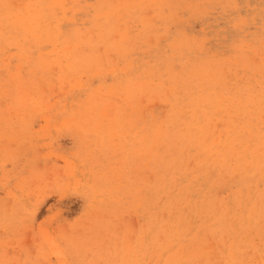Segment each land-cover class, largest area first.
Returning a JSON list of instances; mask_svg holds the SVG:
<instances>
[{
	"label": "rangeland",
	"instance_id": "374dc122",
	"mask_svg": "<svg viewBox=\"0 0 264 264\" xmlns=\"http://www.w3.org/2000/svg\"><path fill=\"white\" fill-rule=\"evenodd\" d=\"M263 104L264 0H0V264H264Z\"/></svg>",
	"mask_w": 264,
	"mask_h": 264
},
{
	"label": "bare ground",
	"instance_id": "6f19581e",
	"mask_svg": "<svg viewBox=\"0 0 264 264\" xmlns=\"http://www.w3.org/2000/svg\"><path fill=\"white\" fill-rule=\"evenodd\" d=\"M4 3H5V2H4ZM2 13H3V11H2ZM2 16H4V15H2ZM3 18H4V17H3ZM2 21H3V19H2ZM2 24H3V23H2ZM215 94H216V93H215ZM216 95H218V94H216ZM219 95H220V94H219ZM211 96H212V95H211ZM217 97H218V96H217ZM259 97H260V96H259ZM261 97H262V96H261ZM207 98H208V97H207ZM211 98H212V97H211ZM229 98H230V97H229ZM232 98H233V97H231V99H232ZM218 99H219V98H218ZM227 99H228V97H227ZM248 99H249V98H248ZM248 99H247V100H248ZM199 100H200V98H199ZM201 100H202V99H201ZM207 100H208V99H207ZM209 100H210V96H209ZM214 100H216V101H214V102H217V101H218L216 98H215ZM228 100H229V99H228ZM234 100H235V99L233 98V101H232L233 103L236 102V101H234ZM249 100H250V99H249ZM254 100H255V99H254ZM260 100H262V99H260ZM202 101H203V100H202ZM210 101H211V100H210ZM210 101H209V102H210ZM219 101H220V100H219ZM223 101H224V100H223ZM230 101H231V100H230ZM238 101H239V100H238ZM238 101H237V102H238ZM189 102H190V101H189ZM211 102H212V101H211ZM220 102H222V101H220ZM262 102H263V101H262ZM178 104H179V103H178ZM220 104H221V103H220ZM230 104H231V103H230ZM261 104H262V103H261ZM199 105H200V104H199ZM199 105H198V106H199ZM214 105H215V104H214ZM225 105H226V103H225ZM227 105H229V104H227ZM231 105H232V104H231ZM243 105H244V104H243ZM192 106H193V105H192ZM209 106H210V105H209ZM218 106H219V105H218ZM178 107H179V105H178ZM181 107H182V106H181ZM181 107H180V110H182ZM228 107H229V106H228ZM237 107H238V106H237ZM240 107H241V106H240ZM247 107H248V106H247ZM263 107H264V104H263ZM199 108H200V107H199ZM213 108H214V106H213ZM241 108H242V107H241ZM250 108H251V107H250ZM250 108H249V109H250ZM177 109H178V108H177ZM206 109H207V107H206ZM215 109H216V108H215ZM245 109H246V108H245ZM187 110H188V108H187ZM187 110H186V111H187ZM196 110H198V108H197ZM217 110H218V109H217ZM231 110H232V109H231ZM177 111H178V110H177ZM184 111H185V110H184ZM184 111H183V112H184ZM220 111H221V110H220ZM222 111H223V110H222ZM248 111H249V110H248ZM191 112H193V111H191ZM223 112H224V111H223ZM231 112H232V111H231ZM241 112H242V111H241ZM241 112H240V110H239V113H241ZM258 112H259V111H258ZM260 112H261V111H260ZM170 113H173V112H170ZM170 113H169V115H170ZM201 113H203V111H202ZM204 113H205V112H204ZM218 113H219V112H218ZM232 113H233V115L235 114L234 112H232ZM262 113H264V111H262ZM214 114H215V113H214ZM229 114H230V112H229ZM236 114H237V113H236ZM246 114H247V113H246ZM182 115H183V114H182ZM204 115H205V114H204ZM244 115H245V114H244ZM184 116H185V115H184ZM184 116H183V117H184ZM235 116H236V115H235ZM237 116H238V115H237ZM237 116H236V117H237ZM240 116H241V115H240ZM179 117H180V116H179ZM214 117H215V116H213V118H214ZM227 117H228V116H227ZM236 117H235V118H236ZM260 117H261V116H260ZM196 118H197V117H196ZM235 118L232 117V119H235ZM244 118H245V117H244ZM157 119H158V118H157ZM182 119H183V118H182ZM194 119H195V118H194ZM161 120H162V119H161ZM206 120H207V119H206ZM213 120H215V118L212 119V121H213ZM237 120H238V119H237ZM233 121H234V120H233ZM151 122H152V121H151ZM202 122H203V121H202ZM205 122H206V121H204L203 124L201 123L202 126H203L204 124H206ZM208 122L210 123L211 121H208ZM208 122H207V126H208V124H209ZM183 123H184V122H183ZM211 123H212V122H211ZM214 123H215V122L213 121V124H214ZM240 123H241V122H240ZM258 124H259V123H258ZM179 125H180V124H179ZM240 125H241V124H240ZM195 126H197V125H195ZM195 126H194V127H195ZM200 126H201V125H200ZM205 126H206V125H205ZM205 126H204V127H205ZM207 126H206V128H207ZM209 126H210V125H209ZM232 126H233V125H232ZM232 126H231V127H232ZM162 127H163V126H162ZM162 127H161V128H162ZM197 127H198V126H197ZM197 127H196V128H197ZM215 127H216V126H215ZM236 127H237V126H236ZM188 128H189V127H188ZM198 128H199V127H198ZM201 128H202V127H200V129H201ZM210 128H212V126H211ZM244 128H246V127H244ZM162 129H163V128H162ZM173 129H174V128H173ZM182 129H183V128H182ZM184 129H187V128H184ZM202 129H203V128H202ZM235 129H236V128H235ZM237 129H238V127H237ZM165 130H166V129H165ZM165 130H164V131H165ZM213 130H214V129H213ZM216 130H217V127H216ZM230 130H231V129H230ZM230 130H228V131L230 132ZM171 131H172V130H171ZM189 131H190V130H189ZM189 131H188V133H189ZM197 131H199V129H198ZM197 131H196V132H197ZM208 131H209V129H208ZM214 131H215V130H214ZM231 131H232V130H231ZM246 131H247V130H246ZM168 132H169V131H168ZM181 132H182V131H181ZM191 132H193V130H191ZM201 132H203V130H202ZM204 132H205V131H204ZM211 132H212V131H211ZM232 132H233V131H232ZM236 132H237V130H236ZM244 132H245V131H244ZM193 133H195V132H193ZM197 133L199 134L200 132H197ZM209 133H210V131H209ZM212 133H213V132H212ZM215 133L217 134V131H216ZM215 133H214V135H215ZM224 133H225V132H224ZM247 133H248V132H247ZM247 133H246V134H247ZM253 133H254V132H253ZM253 133H252V134H253ZM263 133H264V131H263ZM198 134H197V135H198ZM206 134H207V133H206ZM219 134H220V133H219ZM230 134H231V133H230ZM234 134H235V133H234ZM234 134H233V135H234ZM242 134H243V133H242ZM252 134H251V135H252ZM181 135H182V134H181ZM189 135H190V134H189ZM189 135H188V136H189ZM202 135H203V133H202ZM204 135H205V133H204ZM207 135H208V134H207ZM226 135H227V133H226ZM231 135H232V134H231ZM240 135H241V134H240ZM244 135H245V134H244ZM261 135H262V134H261ZM209 136L212 137V134L209 135ZM209 136H208V137H209ZM228 136H229V135H228ZM234 136H235V135H234ZM234 136H233V137H234ZM236 136H238L237 133H236ZM184 137H185V136H184ZM199 137H200V136H199ZM203 137H204V136H203ZM226 137H227V136H226ZM229 137H230V136H229ZM256 137H257V136H256ZM256 137H255V138H256ZM154 138H155V137H154ZM154 138H153V139H154ZM187 138H188V137H187ZM189 138L192 139L191 137H189ZM206 138H207V136H206ZM214 138H215V137H214ZM234 138H235V137H234ZM234 138L231 137L230 139L236 141V140H238L237 138H239V137H237L236 140H235ZM247 138H249V137H247ZM258 138H259V137H258ZM159 139H160V138H159ZM184 139H186V137H185ZM251 139H253V138H251ZM260 139H261V138H260ZM260 139H258V140H260ZM154 140H156V139H154ZM181 140H182V139H181ZM187 140H188V139H187ZM194 140H195V139H194ZM196 140H197V138H196ZM205 140H207V139H205ZM232 140H230V141H232ZM256 140H257V139H256ZM191 141H192V140H191ZM198 141H199V140H198ZM239 141H241V140L239 139ZM260 141H261V140H260ZM158 142H159V140H158ZM192 142H193V141H192ZM192 142H191V143H192ZM194 142H195V141H194ZM199 142H201V141H199ZM206 142H207V141H206ZM206 142L204 141V143H206ZM241 142H242V141H241ZM154 143H155V142H154ZM156 143H157V142H156ZM162 143H163V142H162ZM180 143H181V142H180ZM186 143H187V142H186ZM188 143H189V142H188ZM222 143H223V142H222ZM225 143H228V142H225ZM225 143H224V144H225ZM257 143H258V142H257ZM262 143H264V140H263ZM184 144H185V143H184ZM196 144H197V143H196ZM214 144H216V142H215ZM230 144H231V143H230ZM163 145H164V144H163ZM192 145H193V144H191L190 146H192ZM197 145H198V144H197ZM197 145L194 144L195 147H196ZM208 145H209V144H208ZM216 145H217V144H216ZM218 145H220V144H218ZM221 145H222V144H221ZM240 145H241V144H240ZM242 145H243V144H242ZM246 145H247V144H246ZM154 146H155V145H154ZM182 146H183V145H182ZM187 146H188V145H187ZM231 146H232V145H231ZM178 147H179V146H178ZM180 147H181V146H180ZM188 147H189V146H188ZM198 147H199V146H198ZM200 147H201V145H200ZM218 147H219V146H218ZM223 147H224V146H223ZM226 147H227V146H226ZM232 147H234V146H232ZM162 148H163V146H162ZM173 148H175V146H174ZM182 148H183V147H182ZM182 148H181V149H182ZM184 148H185V147H184ZM184 148H183V149H184ZM189 148H190V147H189ZM193 148H194V147H193ZM209 148H210V147H209ZM236 148H237V147H236ZM236 148H235V149H236ZM242 148L244 149V147H242ZM150 149H151V148H150ZM150 149H149V150H150ZM159 149H160V148H159ZM159 149H158V150H159ZM183 149H182V150H183ZM221 149H222V151H223V148H221ZM262 149H264V148H262ZM262 149H261V150H262ZM208 150H209V149H208ZM218 150H219V149H218ZM230 150H233V149H230ZM238 150H239V148H238ZM238 150H237V151H238ZM240 150H241V149H240ZM240 150H239V151H240ZM261 150H260V151H261ZM165 151H167V150H165ZM176 151H177V150H176ZM186 151H187V150H186ZM186 151H185V153H186ZM201 151H203V150H201ZM235 151H236V150H235ZM244 151H245V150H244ZM250 151H251V150H250ZM260 151H259V152H260ZM263 151H264V150H263ZM149 152H151V151H149ZM179 152H180V151H179ZM182 152H183V151H182ZM213 152H214V151H213ZM218 152H219V151H218ZM225 152H226V151H225ZM240 152H241V151H240ZM242 152H243V151H242ZM246 152H248V151H246ZM180 153H181V152H180ZM209 153H210V152H209ZM215 153H216V152H215ZM220 153H222V152H220ZM244 153H245V152H244ZM249 153L252 154V152H249ZM261 153H262V152H261ZM154 154H155V153H154ZM162 154H163V153H162ZM212 154H213V153H212ZM230 154H231V153H230ZM245 154H246V153H245ZM255 154H256V152H255ZM178 155H179V154H178ZM180 155L182 156V154H180ZM232 155H233V154H232ZM236 155H237V154H236ZM242 155H243V154H242ZM164 156H165V155H164ZM221 156H222V155H221ZM238 156H240V155H238ZM202 157H203V156H202ZM235 157H236V156H235ZM242 157H244V158H242ZM242 157H241L242 159H245V158L247 157V154H246V157H245V156H242ZM150 158H151V157H150ZM179 158H180V157H179ZM217 158H218V157H217ZM217 158H216V159H217ZM227 158H228V156H227ZM258 158H259V157H258ZM260 158L263 159L264 157H260ZM260 158H259V159H260ZM157 159H158V158H157ZM159 159H160V158H159ZM159 159H158V160H159ZM173 159H174V157L172 158V160H173ZM203 159H204V158H203ZM210 159H211V158H210ZM213 159H214V158H213ZM236 159H237V158H236ZM239 159H240V158H239ZM152 160H153V159H152ZM152 160H151V161H152ZM160 160H162V159H160ZM219 160H220V158H219ZM221 160H222V158H221ZM231 160H232V159H231ZM248 160H250V159H248ZM251 160H252V158H251ZM255 160H256V158H255ZM154 161H155V160H154ZM154 161H153V162H154ZM213 161H215V159H214ZM217 161H218V159H217ZM223 161H224V160H223ZM225 161H226V159H225ZM262 161H263V160H262ZM221 162H222V161H221ZM177 163H178V162H177ZM217 163H218V162H217ZM223 163H224V162H223ZM239 163H240V162H239ZM241 163H242V162H241ZM245 163H246V162H245ZM245 163H244V164H245ZM247 163H248V162H247ZM251 163H252V162H251ZM253 163H254V162H253ZM253 163H252V164H253ZM258 163H259V160H258ZM165 164H166V163H165ZM173 164H174V163H173ZM175 164H176V162H175ZM204 164H205V163H204ZM218 164H219V163H218ZM218 164H217V165H218ZM248 164H249V163H248ZM198 165H199V164H198ZM202 165H203V163H202ZM212 165H214V164H212ZM217 165H215V166H217ZM219 165H221V164H219ZM219 165H218V166H219ZM224 165H225V164H224ZM245 165H246V164H245ZM258 165H259V164H258ZM154 166H156V165H154ZM170 166H171V165H170ZM206 166H207V163H206ZM221 166H222V165H221ZM221 166H220V168H221ZM249 166H250V165H249ZM252 166H253V165H252ZM259 166H260V165H259ZM181 167H182V166H181ZM196 167H197V166H196ZM208 167H209V166H208ZM241 167H242V166H241ZM241 167H239V168H241ZM151 168H152V167H151ZM153 168H154V167H153ZM172 168H173V165H172ZM172 168H171V169H172ZM186 168H188V167H186ZM186 168H185V169H186ZM237 168H238V166H237ZM253 168H254V167H253ZM159 169H160V168H159ZM180 169H181V168H180ZM201 169H202V167H201ZM223 169H224V168H223ZM232 169H233V168H232ZM234 169H235V167H234ZM250 169H251V168H250ZM254 169H256V168H254ZM259 169H260V168H259ZM166 170H167V168H166ZM198 170L200 171L199 168H198ZM198 170H197V171H198ZM224 170H225V169H224ZM226 170H227V169H226ZM239 170H240V169H239ZM241 170H242V169H241ZM263 170H264V169H263ZM163 171H164V170H163ZM170 171H171V170H170ZM170 171L167 170V172H170ZM172 171H173V170H172ZM184 171H186V170H184ZM201 171H202V170H201ZM243 171H245V170H243ZM246 171H248V170H246ZM246 171H245V172H246ZM251 171H252V170H251ZM257 171H258V170L256 169V172H257ZM195 172H196V171H195ZM202 172H203V171H202ZM259 172H260V171H259ZM160 173H161V171H160ZM170 173H171V172H170ZM178 173H179V171H178ZM183 173H184V172H183ZM183 173H182L181 175H183ZM185 173H186V172H185ZM206 173H207V172H206ZM168 174H169V173H168ZM187 174H188V172H187ZM248 174H249V172H248ZM260 174H261V173H260ZM158 175H159V174H158ZM161 175H162V173H161ZM185 175H186V174H185ZM194 175H195V174H194ZM199 175H200V174H199ZM205 175H206V174H205ZM262 175H263V174H262ZM163 176H164V175H163ZM166 176H167V175H166ZM175 176H176V175H175ZM202 176H203V175H202ZM207 176H208V175H207ZM207 176H206V177H207ZM173 177H174V176H173ZM194 177H195V176H194ZM247 177H248V176H247ZM174 178H175V177H174ZM199 178H200V177H199ZM164 179H165V178H164ZM171 179H172V177H171ZM176 179H177V178H176ZM206 180H208V178H206ZM246 180H248V179L246 178ZM161 181H162V180H161ZM167 181H168V180H167ZM204 181H205V179H204ZM163 182L165 183V180H163ZM171 182H173V181L170 180V183H171ZM175 182H176V180H175ZM241 182H242V181H241ZM243 182H244V181H243ZM246 182H247V181H246ZM256 182H258V181H256ZM160 183H161V182H160ZM160 183H159V184H160ZM166 183H167V182H166ZM166 183H165V184H166ZM202 183H203V182H202ZM162 184H163V183H162ZM187 185H188V184H187ZM189 185L192 186V184H189ZM189 185H188V186H189ZM249 185H251V184H249ZM255 185H256V186H255V188H256V187H257V184H255ZM160 186H161V184H160ZM163 186H164V184H163ZM163 188H164V187H163ZM192 188H193V187H192ZM240 188H241V187H240ZM161 189H162V188H161ZM181 189H183V188H181ZM184 189H185V190H186V189L188 190L187 187L184 188ZM252 189H253V188H252ZM257 189H258V188H257ZM158 190H159V189H158ZM240 190H241V189H240ZM153 191H155V190H153ZM164 191H165V190H164ZM164 191H163V192H164ZM245 191H246V189H245ZM254 191H255V190H254ZM158 192H159V191H158ZM181 192H182V191H181ZM186 192H187V191H186ZM186 192H185V194H186ZM251 192H252V191H251ZM257 192H258V191H257ZM259 192H260V191H259ZM262 192H263V190H262ZM182 193H183V192H182ZM244 193H247V192H244ZM244 193H242L241 195L243 196ZM254 193H255V192H254ZM152 194H153V193H152ZM159 194H161V193H159ZM260 194H261V193H260ZM260 194H259V195H260ZM177 195H178V194H177ZM235 195H236V194H235ZM253 195H254V194H253ZM253 195H252V196H253ZM203 196H204V195H203ZM213 196H214V195H213ZM239 196H240V195H239ZM245 196H246V195H245ZM152 197H153V196H152ZM152 197H151V199H152ZM157 197H158V196H157ZM179 197L182 198V197H181V194L179 195ZM184 197H186V196H184ZM204 197H205V196H204ZM215 197H217V196H215ZM261 197H262V196H261ZM263 197H264V196H263ZM180 198H179V199H180ZM187 198H188V197H187ZM191 198H192V196H191ZM200 198H201V196H200ZM205 198H206V197H205ZM213 198H214V197H213ZM232 198H233V196H232ZM242 198H243V197H242ZM244 198H245V197H244ZM247 198H248V196H247ZM255 198H256V197H255ZM258 198H259V197H258ZM153 199H154V198H153ZM153 199H152V200H153ZM155 199H156V196H155ZM158 199H159V198H158ZM173 199H174V198H173ZM175 199H176V198H175ZM179 199H178V200H179ZM214 199H215V198H214ZM152 200H150L151 203H153V202L156 201L157 199L154 200L153 202H152ZM181 200L183 201V199H181ZM181 200H180V201H181ZM190 200H191V199H190ZM204 200H205V199H204ZM211 200H212V199H211ZM254 200H255V199H254ZM259 200H260V199H259ZM186 201H187V199H186ZM202 201H203V200H202ZM202 201H201V202H202ZM233 201H235V200L233 199ZM236 201H237V199H236ZM239 201H240L239 203L241 204V200H240V199H239ZM247 201L249 202V200H247ZM255 201H256V200H255ZM262 201H264V200H262ZM1 202H3V201L1 200ZM6 202H7V201H6ZM160 202H161V201H160ZM172 202H173V201H172ZM176 202H178V201L176 200ZM188 202H190V201L188 200ZM194 202H195V201H194ZM210 202H211V201H210ZM210 202H208V203H210ZM231 202H232V201H231ZM243 202H245V201H243ZM243 202H242V203H243ZM259 202H260V201H259ZM9 203H10V202H9ZM13 203H14V202H13ZM155 203H156V202H155ZM158 203H159V202H158ZM173 203H174V202H173ZM179 203H181V202H179ZM214 203H215V201H214ZM227 203H228V202H227ZM237 203H238V202H237ZM237 203H234V204L232 203V204H233V205H236ZM239 203H238V204H239ZM245 203H247V202H245ZM5 204H6V203H5ZM5 204H4V205H5ZM7 204H8V203H7ZM175 204H177V203H175ZM175 204H174V205H175ZM192 204H193V203H192ZM206 204H207V203H206ZM210 204H211V203H210ZM219 204H220V206H221V203H219ZM232 204H231V205H232ZM260 204H261V203H260ZM1 205H2V204H1ZM9 205H11V204H9ZM9 205H7V206H9ZM168 205H169V203H168ZM179 205H180V204H179ZM193 205H194V204H193ZM204 205H205V204H204ZM208 205H209V204H208ZM208 205H207V206H208ZM213 205H215V206H219L218 204H213ZM224 205H225V203H224ZM152 206H153V204H152ZM159 206H160V205H159ZM162 206H163V205H162ZM169 206H172V205H169ZM201 206H202V204H201ZM201 206H199V207H201ZM225 206H227V204H226ZM252 206H253V205H252ZM252 206H251V207H252ZM262 206H264V203H263ZM0 207H1V206H0ZM4 207H5V206H4ZM165 207H166V206H165ZM176 207H177V206H176ZM182 207H183V205H182ZM221 207H222V206H221ZM221 207H219V208H221ZM236 207H237V206H236ZM244 207H245V206H244ZM259 207H260V205H259ZM7 208H8V207H7ZM22 208H23V207H22ZM154 208H155V207H154ZM169 208H170V207H169ZM169 208H167V209H169ZM178 208H179V207H178ZM208 208H209V207H208ZM208 208H207V209H208ZM223 208H224V207H223ZM231 208H232V207H231ZM245 208H246V209H247V208L249 209V207H245ZM5 209H6V208H5ZM17 209H18V208H17ZM161 209H162V208H161ZM163 209H164V207H163ZM172 209H173V208H172ZM180 209H181V208H180ZM193 209H194V208H193ZM193 209H192V210H193ZM199 209H200V208H199ZM199 209H198V211H199ZM201 209H203V208L201 207ZM204 209H205V207H204ZM241 209H242V207H241ZM248 209H247V210H248ZM2 210H3V209H2ZM170 210H171V209H170ZM175 210H176V209H175ZM182 210H183V208H182ZM182 210H181V211H182ZM184 210H185V209H184ZM188 210H189V209H188ZM188 210H187V211H188ZM190 210H191V209H190ZM250 210H251V209H250ZM256 210H257V209H256ZM258 210H259V209H258ZM258 210H257V211H258ZM261 210H262V208H261ZM4 211H5V210H4ZM4 211H3V212H4ZM9 211H10V210H9ZM20 211H21V210H20ZM177 211H178V210H177ZM193 211H194V210H193ZM198 211H195L196 214H197ZM200 211H201V210H200ZM200 211H199V212H200ZM217 211H218V210H217ZM221 211H222V210H221ZM11 212H12V210H11ZM13 212H15V211L13 210ZM183 212H184V211H183ZM183 212H182V213H183ZM214 212H216V211H214ZM222 212H223V211H222ZM222 212H221V213H222ZM226 212H228V211H225V213H226ZM258 212H259V211H258ZM175 213H176V211H175ZM178 213H179V212H178ZM182 213H181V214H182ZM210 213H211V212H210ZM217 213H218V212H217ZM223 213H224V212H223ZM223 213H222V214H223ZM242 213H244V212H242ZM249 213H251V212H249ZM253 213H256V211L253 212ZM7 214H8V212H7ZM187 214H189V213H187ZM191 214H192V212H191ZM191 214H190V215H191ZM194 214H195V213H194ZM194 214H193V215H194ZM201 214H202V213H201ZM206 214H207V213H206ZM206 214H205V215H206ZM233 214H234V212H233ZM235 214H236V213H235ZM259 214H260V213H259ZM261 214H262V213H261ZM173 215H176V216H177V213H176V214H173ZM193 215H192V216H193ZM217 215H218V214H217ZM217 215H216V216H217ZM237 215H238V214H237ZM237 215H236V216H237ZM243 215L245 216V214H243ZM243 215H242V216H243ZM250 215H251V214H250ZM250 215H249V216H250ZM3 216H4V215H3ZM186 216H187V215H186ZM195 216H197V215H195ZM212 216H215V215H212ZM223 216H224V215H223ZM231 216H234V215H231ZM253 216H254V215H253ZM260 216H261V215H260ZM263 216H264V215H263ZM4 217H5V216H4ZM1 218H2V217H1Z\"/></svg>",
	"mask_w": 264,
	"mask_h": 264
}]
</instances>
